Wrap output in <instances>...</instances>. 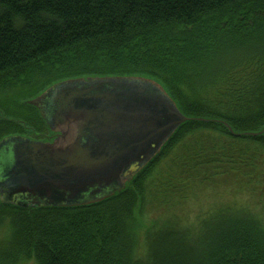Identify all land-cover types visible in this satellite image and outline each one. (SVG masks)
I'll return each mask as SVG.
<instances>
[{"label":"trees","instance_id":"trees-1","mask_svg":"<svg viewBox=\"0 0 264 264\" xmlns=\"http://www.w3.org/2000/svg\"><path fill=\"white\" fill-rule=\"evenodd\" d=\"M100 77L152 79L189 119L101 201L1 197L0 264H264V217L249 202L197 228L166 217L223 186L264 193V0H0V141H51L30 102Z\"/></svg>","mask_w":264,"mask_h":264},{"label":"water","instance_id":"water-1","mask_svg":"<svg viewBox=\"0 0 264 264\" xmlns=\"http://www.w3.org/2000/svg\"><path fill=\"white\" fill-rule=\"evenodd\" d=\"M30 103L55 137L0 141V198L33 207L85 205L123 190L189 119L143 77L65 80Z\"/></svg>","mask_w":264,"mask_h":264},{"label":"rangeland","instance_id":"rangeland-1","mask_svg":"<svg viewBox=\"0 0 264 264\" xmlns=\"http://www.w3.org/2000/svg\"><path fill=\"white\" fill-rule=\"evenodd\" d=\"M165 163L166 162L163 161L161 163V167H163ZM235 200L240 202H249L252 204V210L258 215H262L264 217V193L255 198L253 196L243 195V193L242 195L239 193L237 194L236 191H233L231 188L225 186L212 193L203 192L198 194L197 197L192 198L189 201V204L185 206L187 209L186 211L183 207L179 210H173L176 212H171L172 214L166 215V217H168L172 223H175L178 220V223L176 224L178 228H184L186 226L190 228H197L199 219L208 214L211 209L220 208L221 204L225 202L232 203ZM147 212H150V215H152L151 217L154 218L158 217V214L160 213L159 210H154L153 208L147 210ZM185 213L189 214L186 215ZM140 243L143 244V241Z\"/></svg>","mask_w":264,"mask_h":264}]
</instances>
